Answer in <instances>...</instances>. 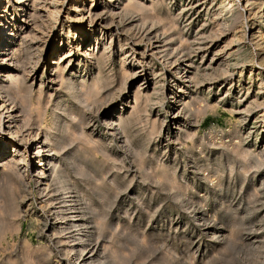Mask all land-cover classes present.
<instances>
[{"label": "rangeland", "instance_id": "1", "mask_svg": "<svg viewBox=\"0 0 264 264\" xmlns=\"http://www.w3.org/2000/svg\"><path fill=\"white\" fill-rule=\"evenodd\" d=\"M152 1L158 20L124 10L120 0L77 4L83 9V26L92 14L102 18L94 32L86 35L98 42L89 38L87 46H83L85 40L80 47L88 50L89 58L96 56L104 63L97 69L92 64L93 73L85 77L91 81L100 70L106 85L102 101L88 112L68 102L73 115L85 113L91 118L86 132L93 131L92 137L110 155L106 159L99 154H74L86 172L91 170L99 178L97 182L86 179L95 185L88 186L96 194L92 204L104 217L98 264H264V116L260 117L264 87L259 91L257 85L264 79V68L257 66L264 65V6L254 0L233 1L232 10L243 17L236 24L234 42L227 44L231 32L214 34L210 31L214 23L205 15L207 8H216L217 0H199L192 11L187 6L190 0H141L146 7ZM95 3L96 11H92ZM71 4L72 0L64 1L34 81L27 82L36 109L38 104L44 111L43 128L51 126L52 117L59 114L55 103L61 107L67 100L59 78H66V71L60 74V69L67 60L58 59L68 45L73 49L79 44L81 34L79 30L74 38L65 39L64 17L73 15L67 10ZM102 43L107 50L103 51ZM155 47L167 51L168 61L174 63H166ZM108 54L105 61L102 55ZM238 60H244L242 67L234 65ZM57 61L59 69L51 64ZM138 62H145L141 71L145 84L142 77L132 78L131 73L136 71V77L141 70ZM136 88L140 98L148 97L146 112L134 113ZM112 111L116 118L120 115L129 121L126 146L120 135L111 137L104 128L103 114ZM72 125L71 129L77 128ZM33 153L32 148L29 155ZM32 162L27 165L32 179L24 191L11 190L0 170V264H74L76 254L68 251L71 242L66 232L57 234L58 224L48 237L41 234L45 194L41 198L37 193L44 186L35 183L39 161L34 157ZM68 168L67 173L75 175L73 167ZM57 241L64 256L52 250L51 243Z\"/></svg>", "mask_w": 264, "mask_h": 264}, {"label": "bare ground", "instance_id": "2", "mask_svg": "<svg viewBox=\"0 0 264 264\" xmlns=\"http://www.w3.org/2000/svg\"><path fill=\"white\" fill-rule=\"evenodd\" d=\"M58 1L59 0H0V134L2 135L0 136V170L4 177L8 179L7 183L11 190L20 189L24 191L23 189H27L30 186V181L32 179V177H29L30 175L28 172L30 170H27V165L33 163L32 159L34 157L37 158L39 162L36 165L37 168L35 167L37 174L35 183H43L42 186H44L43 189L37 188L39 189L37 193L41 198L45 194L43 197L45 202L42 206L40 205V209L43 213L41 215L44 220L43 224H45V227H43L44 230L43 228V231L41 230L42 236L48 237V232H56L55 225L58 224L59 232L57 234L64 235L66 232L70 239L71 245L69 244L70 247L68 246V251L70 254H76L74 264H98V262L100 263L99 257L103 249L100 248L101 244L99 240H101L100 237L105 228L100 222L104 220V217L101 210L97 209L92 204L91 197H96V194L88 187L91 186L92 183L87 184L86 179L97 182L99 178L91 170L86 172L87 170L82 162L77 160L74 154L81 153L84 156L91 153L93 155L99 154L106 159H108L110 155L108 151L103 148L102 144L97 143L92 137L93 131L89 133L86 132L91 118L89 116L86 118L84 115L85 113L73 115L71 111H68V102L75 103L82 107L83 112H88L87 110L96 107L99 101H102L100 100L102 96L101 92L106 87L104 84L105 78L101 77L100 70H98L97 75L92 77L91 81L86 80L85 77L93 73L92 64H94V66H96L95 69H97L98 66L102 67L104 63L102 59L96 56H90L89 58L87 49H84V51L80 49L85 40L86 42L83 46H87L89 38H91V42H98L95 36H88V39H86V35L87 32L90 34L94 32L96 23L102 18L99 17V15L92 14V17H89L90 20L86 27L83 26V9L80 10L77 4L79 1L82 3L88 1L92 5V2L95 0H72V4L69 5L67 10H70L73 15L66 13L67 15L64 17L65 23L63 24H67L68 26L65 33L66 41L74 38L75 32H79V30L81 34L77 37V39H80L79 44L75 45L74 48L72 47L73 49L68 45V50L63 54V58L60 57V59H58L60 61L67 60L65 61L64 67L60 69V74L66 71L64 72L66 78H63V76L59 77L60 74L56 75V78H61V85L64 87L62 89L64 90L67 100L61 103V107L59 106L60 102L55 103L54 108L59 107V114L52 117L54 118V122L51 126L42 127L44 123V121H42L44 111H42L43 109L40 110V105L38 104L36 109L32 88L30 86L31 84H27L29 80L34 79V72L40 62L42 51L50 39V35L54 30V24L58 20L65 0H62L60 5H58ZM120 1L122 7L126 11L136 12L151 20L157 19L154 8L155 5L154 7L152 6L153 1L148 7H146L147 5L141 2V0ZM213 1L214 0H212V2ZM233 1L234 0H217L214 5H217L216 8L212 7L211 10L208 8L207 11L205 10V15L209 14L210 21L214 23L213 28L210 30L211 32L216 31L218 34L219 32H231L232 40L229 42L227 41V44H232L234 42L236 38V24L240 18L243 17V14L241 15L237 10H232L234 6ZM254 1L258 3V6H264V0ZM112 2L113 0H107V3L112 4ZM198 2L199 0H190L187 4L189 11L198 8ZM249 2L250 0H245V4ZM194 3L196 4L194 5ZM59 6L61 8H59ZM200 6L202 7L203 3ZM247 6L249 7L250 5ZM223 8L226 9V14L229 13V16L226 18L224 17L225 13L222 14L224 11ZM237 8L238 6H236V9ZM95 9L96 3L93 5L92 11H96ZM86 13L89 14L88 11ZM92 24L94 25L91 26ZM109 25L110 22L106 24V26ZM218 28H220V30ZM216 32H214V34ZM38 35L41 36L39 37ZM153 38L155 42L156 37L154 36ZM149 41V37L146 38V42L151 46ZM101 45L103 51H105V49L107 50L104 43ZM161 48L155 47L156 53L164 58L166 63L170 65L174 63V61H172V63L168 61L169 54H167V51H160ZM103 53L106 54V52ZM102 56L104 59L106 58L105 61L109 60V54L108 56ZM71 57L74 58L71 59ZM74 61H76V63H74ZM121 63L125 64L124 58L121 60ZM144 63L145 62H138L141 70L140 72L137 70L138 73L136 77L134 76L136 71L131 74L133 75V80L142 77L143 83L145 84L147 83L146 78L143 77V73H141V71L144 70ZM51 64H54L58 69L60 67L59 61ZM234 65L242 67L244 65V60H238ZM129 66H133L131 60L129 61ZM257 66L260 69L264 68V65L261 63ZM225 67L227 70L228 63L223 65V68ZM125 75H127V73H125ZM41 84L42 83H40L38 90L39 96L42 93L40 90ZM257 85L259 91H261L262 87H264V79L260 78ZM153 91L156 90L153 89ZM139 92V89L133 92L132 102L134 109H132L134 113H141V111L146 112L147 110L144 109V103L148 101V97L144 96L140 98ZM48 97L49 100L52 98L50 94ZM3 111H5V113H2ZM53 112L55 114L56 111L54 110ZM113 113L114 111L103 114V117H105L102 120L104 128L109 131L111 137L120 135L122 144L126 146L129 144V141L125 135V125H127L129 121L122 119L120 115L116 118ZM4 115L7 116V121H4ZM263 116L264 115H260L261 119H263ZM70 124H73L72 126L77 128L71 129L72 127ZM1 138L5 139L1 140ZM30 140L33 142L30 145L31 149L27 147V143ZM11 141H16L17 143L15 144V142L12 143ZM22 143L25 146L22 145ZM23 146L25 149L22 150L21 148H23ZM14 147L17 148L12 151L11 148ZM32 148L34 149L33 154H35L33 157L29 155ZM63 165L65 167H63ZM68 167H73L74 176L67 173ZM24 174L26 175L24 176ZM26 180L29 182H25ZM103 180L104 179L101 181ZM92 186L95 185L93 184ZM45 208L49 210L45 211ZM51 208L54 209L55 212H53ZM51 222L54 224L49 225ZM61 239L59 241H61ZM50 242H52L51 239ZM57 244H59L58 241L51 243L52 250H54L56 254L64 256V252L57 247ZM104 250L106 251V249Z\"/></svg>", "mask_w": 264, "mask_h": 264}]
</instances>
